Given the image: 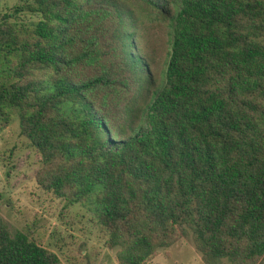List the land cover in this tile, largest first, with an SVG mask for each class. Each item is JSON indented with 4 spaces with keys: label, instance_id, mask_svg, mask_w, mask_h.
Masks as SVG:
<instances>
[{
    "label": "trees",
    "instance_id": "obj_1",
    "mask_svg": "<svg viewBox=\"0 0 264 264\" xmlns=\"http://www.w3.org/2000/svg\"><path fill=\"white\" fill-rule=\"evenodd\" d=\"M126 1L4 14L0 122L17 119L37 185L86 205L118 264L180 237L204 264H264V0H134L169 29L155 85ZM0 264L63 263L0 214Z\"/></svg>",
    "mask_w": 264,
    "mask_h": 264
},
{
    "label": "rangeland",
    "instance_id": "obj_2",
    "mask_svg": "<svg viewBox=\"0 0 264 264\" xmlns=\"http://www.w3.org/2000/svg\"><path fill=\"white\" fill-rule=\"evenodd\" d=\"M27 0H0V19ZM140 19L136 30L139 54L145 59L153 84L164 78L170 50L166 20L139 13L134 0L126 1ZM23 20L36 15L17 11ZM153 85L151 86V88ZM39 153L19 133L12 118L0 122V214L10 230H19L55 252L63 264H118L117 246L109 247L107 232L93 213L78 202L69 203L37 185L34 174ZM143 264H204L190 238L180 237L161 247Z\"/></svg>",
    "mask_w": 264,
    "mask_h": 264
}]
</instances>
